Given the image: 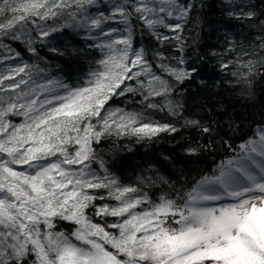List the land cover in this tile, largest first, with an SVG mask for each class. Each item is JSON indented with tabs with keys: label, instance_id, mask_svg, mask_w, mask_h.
I'll return each instance as SVG.
<instances>
[{
	"label": "snow or ice",
	"instance_id": "6c2138e0",
	"mask_svg": "<svg viewBox=\"0 0 264 264\" xmlns=\"http://www.w3.org/2000/svg\"><path fill=\"white\" fill-rule=\"evenodd\" d=\"M224 2L248 32L225 37L227 58L212 55L228 77L220 83L250 97L264 78V0ZM202 6L0 0V264H264V119L247 129L229 121L232 135L216 143L212 123L184 115L183 86L198 75L185 32ZM68 29L84 42L71 54L92 55L76 85L40 55H65L51 41ZM117 99L126 104L113 106ZM182 128L212 137L187 155L224 153L198 177L125 184L104 159L101 145L113 138ZM161 185L153 199L149 189Z\"/></svg>",
	"mask_w": 264,
	"mask_h": 264
},
{
	"label": "trees",
	"instance_id": "16d2710c",
	"mask_svg": "<svg viewBox=\"0 0 264 264\" xmlns=\"http://www.w3.org/2000/svg\"><path fill=\"white\" fill-rule=\"evenodd\" d=\"M197 3L199 4L200 0H197ZM247 32V29L240 27L239 21L227 15L224 0H203V6L198 8L194 22L188 24L185 32L190 44L187 49L189 66H195L198 75L183 86L186 89L183 94L184 115L212 123L218 133L213 134L216 143H219L221 138L227 139L232 135L227 127L229 121H234L247 129L248 125L264 119V78L255 80L250 97L241 95L240 87L231 88L220 83L228 77L221 73L218 57L212 55L213 52L224 53L226 36L243 41ZM57 36L59 38L53 39L51 45L58 46L66 54L59 56L45 48L41 49L40 55L54 73L76 85L87 78L92 66L90 63L92 55L88 52L71 54L74 48H82L84 43L71 29ZM142 42L145 46L154 43L147 39ZM13 47L22 52L25 60L30 62L34 60L24 52L22 45L13 44ZM224 54L227 58V54ZM200 79L205 81L203 85L197 82ZM111 103L113 106H123L126 101L117 99ZM152 118L161 122L172 120L178 126L182 123L173 120L166 113H154ZM210 139L212 137L201 135L196 129L182 128L175 135L160 134L151 140L138 141L134 137L119 140L113 138L102 144L101 148L109 169L125 184H135L141 179H157L158 176L176 182L178 177L182 181L185 178L190 180L191 177H198L202 171L209 169L213 157L218 160L224 155L223 152L209 155L207 151L198 156L186 154L187 146H195L197 142L204 144ZM236 143H239V140ZM163 187L161 185L149 189L153 199L160 194Z\"/></svg>",
	"mask_w": 264,
	"mask_h": 264
}]
</instances>
